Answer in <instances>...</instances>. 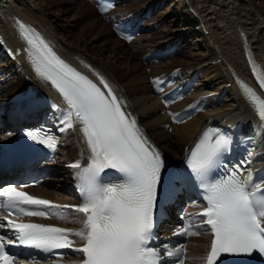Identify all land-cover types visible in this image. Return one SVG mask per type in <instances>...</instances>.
Listing matches in <instances>:
<instances>
[{"label": "bare ground", "instance_id": "6f19581e", "mask_svg": "<svg viewBox=\"0 0 264 264\" xmlns=\"http://www.w3.org/2000/svg\"><path fill=\"white\" fill-rule=\"evenodd\" d=\"M164 2L133 0L105 14L118 17L134 12L142 14L146 10L153 14L143 25L148 33L125 42L114 36L105 15H99L86 0H0V109L5 111L4 123L12 116L20 119L19 114L28 111L26 105L35 96L51 93V82L39 78L24 55L12 56L3 50L2 45L7 43L13 51L19 48L28 52L29 45L18 38L19 21L43 34L61 60L107 93L100 83L103 79L125 114L136 121L150 147L160 153L163 162L181 160L191 145L199 141L201 133L218 125L237 123L242 133L252 124L261 132L263 121L240 97L234 74L244 79L247 76L250 79L251 75L240 30L247 34L254 55L264 64V0H166L162 8ZM179 18L185 23L177 26ZM166 44L176 45L178 49L185 47L178 56L164 62L142 63L146 52ZM167 76L171 84L195 82L187 96L168 106L171 114L182 108L191 109L190 116L181 123H172L171 115L158 112L162 105L158 101L159 92L153 88ZM29 88L32 93L26 97ZM164 122L170 123L168 129L161 126ZM171 131L172 134H168ZM11 137L0 132V141ZM256 154L259 165H264L263 131ZM89 155L79 126L64 130L48 166L52 177L44 185L30 188L31 192L50 198L58 205L76 204L77 197L70 196L74 192L76 168L70 165L77 161L85 163ZM64 216L65 220L37 219L55 222L73 231L81 228L83 214L69 210ZM77 240L76 245L83 244ZM210 240V235L205 233L190 236L184 264H202ZM79 262L80 256L72 255L50 263L22 260L21 264Z\"/></svg>", "mask_w": 264, "mask_h": 264}, {"label": "snow or ice", "instance_id": "6c2138e0", "mask_svg": "<svg viewBox=\"0 0 264 264\" xmlns=\"http://www.w3.org/2000/svg\"><path fill=\"white\" fill-rule=\"evenodd\" d=\"M110 6V5H109ZM20 34L27 41L28 59L37 76L50 81L66 102L60 110L61 131L79 126L90 155L81 167L79 161L70 165L79 169L77 179L81 203L74 212L83 214L81 228L71 230L40 223L0 220V228L12 230L15 239L0 235V264H14L16 256L6 251V245L18 243L44 253L55 249L73 247L76 237L83 246L75 249L82 254L80 264H163L161 251L175 256L176 264L184 246L174 252L168 244L149 247L156 240L153 231L154 213L158 210V188L163 186L161 169L164 162L160 153L150 147L136 121L122 110L121 103L103 80L107 95L92 80L77 72L61 60L35 30L17 21ZM39 53L36 56L35 53ZM255 71V69H254ZM260 86L264 88V80ZM242 88L255 106L259 119L264 121V100L248 87ZM181 123L182 120L176 119ZM264 127V124L261 125ZM43 129L26 133L30 140L55 151L57 138L41 134ZM215 137V139H213ZM231 138L219 130H206L186 157L191 169L190 178L203 190L206 201L202 216L203 225L210 226L213 235L210 251L204 257L205 264H217L222 254L234 256L254 253L264 255V180L253 181L250 168L254 151L249 152L240 165L228 168L222 161L229 150ZM112 169L121 174V182L104 184L101 174ZM26 185H8L0 188V210L8 216L49 217L65 220L61 208L69 206L53 204L18 190ZM37 206V207H32ZM39 206H43L42 208ZM202 230H193L191 224L182 226L176 235L193 236Z\"/></svg>", "mask_w": 264, "mask_h": 264}, {"label": "rangeland", "instance_id": "374dc122", "mask_svg": "<svg viewBox=\"0 0 264 264\" xmlns=\"http://www.w3.org/2000/svg\"><path fill=\"white\" fill-rule=\"evenodd\" d=\"M258 2V1H257ZM165 3H166V0H165V2L163 3V7L162 8H164L165 7ZM162 8L159 10V11H161L162 10ZM183 20L181 19V18H179V21H178V24H177V26H180L181 25V23H185V22H182ZM106 24V23H105ZM107 25V24H106ZM103 54L104 55H107L108 53L107 52H103ZM134 58L136 59V57L134 56ZM168 131H170V129L168 130ZM168 133V132H167ZM168 134H172V131L171 132H169ZM168 140L167 141H165V143L166 144H168ZM207 247V246H206ZM205 247V248H206ZM194 250H196V249H194ZM204 252H205V250H204ZM203 252V253H204ZM204 255V254H203ZM203 255H202V258H203Z\"/></svg>", "mask_w": 264, "mask_h": 264}]
</instances>
